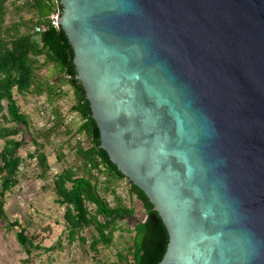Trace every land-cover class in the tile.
Segmentation results:
<instances>
[{"label": "water", "instance_id": "1", "mask_svg": "<svg viewBox=\"0 0 264 264\" xmlns=\"http://www.w3.org/2000/svg\"><path fill=\"white\" fill-rule=\"evenodd\" d=\"M100 146L149 197L157 264H264V0H59Z\"/></svg>", "mask_w": 264, "mask_h": 264}, {"label": "trees", "instance_id": "2", "mask_svg": "<svg viewBox=\"0 0 264 264\" xmlns=\"http://www.w3.org/2000/svg\"><path fill=\"white\" fill-rule=\"evenodd\" d=\"M7 1L0 0V138L4 140L0 151V215L7 222V228L19 224L10 221L3 207L6 192L19 181L18 172L24 160L18 153L23 139L16 136L31 126L28 115L21 111L14 96V89L22 94L45 95L50 104H55L50 127L65 125L68 133L71 128L57 102L70 90L73 98L70 111L79 114L81 119L76 132L86 136L90 144L85 147L78 141L76 152L80 163L66 167L54 179L56 201L65 206L69 240L81 238L84 229L92 226L95 229L91 243L94 250L98 244L113 243L121 218L135 213L134 206L128 205L117 191L118 183L125 180L129 194L140 200L146 217L131 229V258L122 255L121 258L126 259L125 264H157L168 247L167 227L146 193L129 181L100 146L98 125L92 116L86 90L77 78L73 47L61 25L53 24L50 17L53 13H61L60 1L25 0L23 4L30 8L33 16L29 21L14 22L13 26L3 25ZM49 64L59 76L58 81L40 74V69ZM65 84L68 89H64ZM34 143L36 148L30 156L37 158L41 167L39 175L45 177L50 168L48 156L43 143L37 140ZM108 193L112 194L113 203L107 198ZM16 237L28 253L31 247H40L24 228L16 231Z\"/></svg>", "mask_w": 264, "mask_h": 264}, {"label": "rangeland", "instance_id": "3", "mask_svg": "<svg viewBox=\"0 0 264 264\" xmlns=\"http://www.w3.org/2000/svg\"><path fill=\"white\" fill-rule=\"evenodd\" d=\"M25 0H8L7 9L3 14V25L29 21L32 18L30 8L24 5ZM14 30L11 29V32ZM40 74L49 77L51 81H58L59 76L51 64L40 69ZM68 89V85H63ZM14 96L22 112L29 117L31 126L16 136L23 139L18 153L24 158L19 172L18 183L8 190L4 198V211L10 221H17L11 228L0 215V264H125L121 258L129 254L132 242V227L137 221L146 217L144 207L135 195H130L128 184L121 180L117 191L128 205L134 206L135 213L121 218L112 244H98L97 250L91 246L94 228L86 227L82 237L70 241L65 220V206L56 201L54 179L57 174L70 165L80 163L77 156V142L85 147L90 142L86 136L77 133L76 129L81 121L79 114L70 111L73 103L72 92L59 100L57 105L65 115V121L71 131L67 132L65 125L50 127L53 123L55 104H50L45 95L33 93H18L14 89ZM23 128L24 126L21 125ZM44 144L43 150L48 156L50 168L45 177L40 176L41 167L37 158L30 156L36 148L34 141ZM4 140L0 138V151ZM1 164V158H0ZM113 203L111 193L106 194ZM21 228L40 247H31L28 253L16 237V231ZM84 237V238H83Z\"/></svg>", "mask_w": 264, "mask_h": 264}, {"label": "built area", "instance_id": "4", "mask_svg": "<svg viewBox=\"0 0 264 264\" xmlns=\"http://www.w3.org/2000/svg\"><path fill=\"white\" fill-rule=\"evenodd\" d=\"M58 16H59V13H53L50 15L53 24L58 25V22H57ZM37 29H39V27H37Z\"/></svg>", "mask_w": 264, "mask_h": 264}]
</instances>
